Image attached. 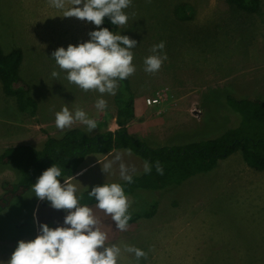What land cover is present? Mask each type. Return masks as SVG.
Segmentation results:
<instances>
[{"label": "rangeland", "instance_id": "rangeland-1", "mask_svg": "<svg viewBox=\"0 0 264 264\" xmlns=\"http://www.w3.org/2000/svg\"><path fill=\"white\" fill-rule=\"evenodd\" d=\"M124 11L127 24L109 30L137 41L132 49L136 71L118 81L115 95H109L70 83L51 57L58 47L90 39L96 25L60 16L63 10L49 0H0V46L5 53L23 51L19 76L37 101L35 113L20 110L0 80V151L19 144L41 146L49 135L68 129L55 124V114L64 106L73 113L80 108L97 122L91 132L80 121L71 128L88 135L116 130V97L122 90L134 98L129 132L153 146L217 136L238 124L228 93L264 99V0L254 12L226 0H132ZM161 41L167 59L158 72L147 73L144 60ZM53 70L60 73L59 80L51 77ZM163 88L167 95L162 101L146 102ZM101 98L107 101L103 110L95 106ZM128 151L88 153L80 165L86 167L72 180L80 188L78 195L99 183L123 181L118 163L106 174L99 162L117 152L135 166L133 175L142 173L145 161ZM18 178L19 171L0 165V196L4 184ZM136 194L127 195L132 201L129 212L140 216L129 220L126 231L117 230L96 203L88 205L101 219L108 243L121 247L119 264H136L125 245L147 252L139 264H264V170L249 166L241 150L180 184L139 188ZM66 215L39 200L32 185L12 197L0 208V264H7L19 240L34 239L41 223L56 227Z\"/></svg>", "mask_w": 264, "mask_h": 264}, {"label": "clouds", "instance_id": "clouds-1", "mask_svg": "<svg viewBox=\"0 0 264 264\" xmlns=\"http://www.w3.org/2000/svg\"><path fill=\"white\" fill-rule=\"evenodd\" d=\"M49 3L63 10L62 17H75L97 26L96 30L88 33L90 39L87 41L70 43L67 48L61 46L52 52L51 57L58 67L67 73V80L86 92L93 90L100 94L115 95L118 81L127 79L136 71L132 49L136 47L137 41L99 26L104 23L105 17L110 18L112 25H126L129 17L124 10L131 5L132 0H67V7L66 0H49ZM164 48L163 41L151 47L152 54L144 60L145 72L156 73L160 70L167 59ZM59 76V72H51L52 78L59 80ZM95 106L103 110L107 107V101L98 99ZM76 121L85 124L88 132L97 128L96 120L89 118L80 108L73 113L64 106L55 114V124L60 130L71 128ZM127 155H131L130 150ZM99 162L106 174L118 163L121 179L132 182L136 169L124 162L123 154L117 152L111 159ZM151 168L152 165L145 161L144 173H150ZM155 168L159 175L164 174L159 161ZM61 176V169L53 164L32 184V192L39 200L49 201L54 209L67 212L63 224L50 227L47 223H41L34 239L18 241L7 264H119L122 249L117 243H108V234L100 227L102 221L93 208L80 204V188L72 182L77 179L63 176L61 183L58 179ZM88 195L97 201L96 208L111 217L117 230H127L132 201L120 183L105 182L94 186ZM123 250L134 254L136 264L148 255L135 246L125 245Z\"/></svg>", "mask_w": 264, "mask_h": 264}, {"label": "trees", "instance_id": "trees-1", "mask_svg": "<svg viewBox=\"0 0 264 264\" xmlns=\"http://www.w3.org/2000/svg\"><path fill=\"white\" fill-rule=\"evenodd\" d=\"M232 5L249 11H257L262 0H226ZM104 27L114 30L110 18L105 17ZM23 52L15 48L5 53L0 46V80L3 91L16 98L18 108L35 113L36 100L29 94L26 85L19 76V67ZM123 90L116 97V130L88 135L79 127L68 128L58 135H49L41 146L19 144L5 147L0 151V165L19 171L20 178L13 183H5V192L0 196V208L18 194L23 193L37 181L44 170L55 164L64 177H72L84 169L80 168L84 158L90 152L110 154L116 148H126L148 161L150 173L133 175L131 183L118 181L126 195L137 196L139 188L161 189L180 184L195 174L214 169L221 159L241 150L246 163L258 170H264V99L238 97L232 93L226 95L227 103L239 115L238 124L228 127L220 135L191 139L181 144L151 145L129 132L128 124L135 116L134 98L124 94ZM172 143V142H171ZM159 161L164 174L159 175L155 164ZM61 176V183L64 177ZM105 183V182H104ZM104 183H99L102 185ZM112 183V182H107ZM14 185V186H13ZM86 190L81 203H97ZM140 215L136 213L131 219Z\"/></svg>", "mask_w": 264, "mask_h": 264}, {"label": "built area", "instance_id": "built-area-1", "mask_svg": "<svg viewBox=\"0 0 264 264\" xmlns=\"http://www.w3.org/2000/svg\"><path fill=\"white\" fill-rule=\"evenodd\" d=\"M164 89H165V88H163V89H161V90H158V91L156 92V96H154V97H148V98L146 99V102H147L148 104H152V103H157V102L162 101V100L166 97V95H167V93H166V91H165Z\"/></svg>", "mask_w": 264, "mask_h": 264}, {"label": "crops", "instance_id": "crops-1", "mask_svg": "<svg viewBox=\"0 0 264 264\" xmlns=\"http://www.w3.org/2000/svg\"><path fill=\"white\" fill-rule=\"evenodd\" d=\"M22 52H23V51H22ZM1 86H2V85H1ZM28 91H29V89H28ZM29 94H30V92H29ZM30 95H31V94H30ZM31 96H32V95H31ZM32 97H33V96H32ZM33 98H34V97H33ZM34 99H35V98H34ZM36 102H37V101H36ZM7 123H9V122H7ZM9 124H12V123H9ZM104 127H105V126H104ZM108 129H109V130H113V131L115 130V128H108ZM108 129H107V131H109ZM51 135H53V134H51ZM0 139H1V138H0ZM45 140H46V139H45ZM32 145H34V144H32ZM104 156H105V155H104Z\"/></svg>", "mask_w": 264, "mask_h": 264}]
</instances>
